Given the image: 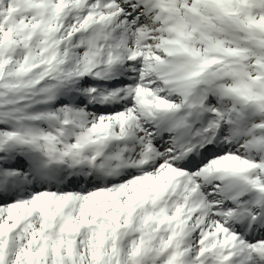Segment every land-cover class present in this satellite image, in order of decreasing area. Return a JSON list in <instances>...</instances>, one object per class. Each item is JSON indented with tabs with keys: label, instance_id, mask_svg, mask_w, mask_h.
<instances>
[{
	"label": "snow or ice",
	"instance_id": "1",
	"mask_svg": "<svg viewBox=\"0 0 264 264\" xmlns=\"http://www.w3.org/2000/svg\"><path fill=\"white\" fill-rule=\"evenodd\" d=\"M0 264H264V0H0Z\"/></svg>",
	"mask_w": 264,
	"mask_h": 264
}]
</instances>
